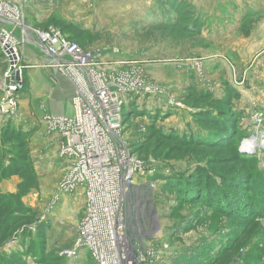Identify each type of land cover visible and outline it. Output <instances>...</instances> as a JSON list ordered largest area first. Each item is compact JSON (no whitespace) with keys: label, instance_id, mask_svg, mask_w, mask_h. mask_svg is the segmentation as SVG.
Segmentation results:
<instances>
[{"label":"rangeland","instance_id":"1","mask_svg":"<svg viewBox=\"0 0 264 264\" xmlns=\"http://www.w3.org/2000/svg\"><path fill=\"white\" fill-rule=\"evenodd\" d=\"M14 2L30 22L44 18L43 26L63 27L85 49L100 53L102 68L126 67L110 72L125 71L110 83L130 89L120 93L126 103L121 137L145 164L134 180L140 185L135 204L146 218L150 206L157 213L159 226L146 240L159 251L156 264H191L184 257L193 252L202 259L195 264H264V212L260 206L252 211L264 180V121L254 118L264 116V60L256 59L264 52V0ZM193 13L191 33L184 28ZM31 78L19 121H9L26 135L29 170H4L12 167L21 141L6 134L8 122H0V196L8 198L6 209L0 201V216L9 211L12 220L22 218L0 234V264H92L87 249L64 253L76 244V227L68 224L76 216L68 217L72 204L60 201L65 166L49 150L44 116L35 112L34 101L46 88L31 86ZM136 96L137 111L129 110ZM155 96H164V104H155ZM206 109L232 115L233 133L200 146L170 137H198L195 116ZM253 138L257 145L248 149Z\"/></svg>","mask_w":264,"mask_h":264},{"label":"built area","instance_id":"2","mask_svg":"<svg viewBox=\"0 0 264 264\" xmlns=\"http://www.w3.org/2000/svg\"><path fill=\"white\" fill-rule=\"evenodd\" d=\"M12 5L0 0V55L5 63L0 78L3 123H16L20 118L26 68L20 53L24 37L17 35L20 30H30L20 9ZM31 30L57 70L75 87L73 114L44 119L47 132L60 136L59 156L66 162L58 194L72 195L78 189L85 192L75 247L64 253L76 256L87 249L94 264H156L159 251L146 246V240L159 226L157 213L151 206L145 208L150 217L146 218L141 215L140 203L135 204L140 185L134 180L145 164L132 157L121 137L126 103L120 93L130 89L112 84L101 66L100 53L82 48L56 28ZM254 118L258 123L264 121L262 115Z\"/></svg>","mask_w":264,"mask_h":264},{"label":"crops","instance_id":"3","mask_svg":"<svg viewBox=\"0 0 264 264\" xmlns=\"http://www.w3.org/2000/svg\"><path fill=\"white\" fill-rule=\"evenodd\" d=\"M9 3L16 4L14 0H6ZM12 5V6H14ZM23 20L26 24V27L30 28V30L26 31V33L21 32L17 35L21 37H24V41L22 45L20 46V53L23 59V65L25 66V78L30 77L31 75L33 78H31V86H43V88H46V92L42 95L37 97L34 101L35 106V112L38 114H42L44 116V119L48 116L53 117H62V116H71L73 114V106L72 101L73 97L75 96V87L72 84V82L57 68L55 67V62L51 59L50 56L39 46V42L37 37L32 33V28H38L37 25L42 23L43 20L38 19L40 21L38 24H34L30 22V19H28L25 15L22 14ZM38 18V17H37ZM35 25V27L33 26ZM105 55L104 53L102 54ZM264 52L259 53L256 56V59L263 58L264 60ZM104 62H108V59H104ZM110 60L109 63H112ZM108 66V67H107ZM126 67L124 66H118V64H106L103 68L104 73L106 71L107 76L112 80L114 83L116 77L118 74L125 73V71L122 72H116L112 75L110 72L113 71H120L124 70ZM5 70V64L0 60V78ZM163 73V72H162ZM110 80V81H111ZM156 100H153L155 104L158 106H161L164 104L166 98L164 96H155L153 97ZM145 99V96L141 97V101ZM26 98L25 94L23 93L21 98V106L25 104ZM29 107V104L27 105ZM44 121V120H43ZM0 122H2L0 120ZM44 127L46 129V125L44 122ZM47 134L46 139L48 141V148L49 150H56L58 155V160L62 162L63 168L66 166V162L60 158L59 156V148L61 143V138L58 135H50L47 130L45 132ZM60 201L64 204L67 202L68 204H72L71 213H68L69 216H76L75 218V224L68 223L72 226L77 227L79 226L85 210V192L82 189H78L76 193L72 195L65 194L62 200ZM81 213V218H78L79 214ZM73 231V229H72Z\"/></svg>","mask_w":264,"mask_h":264},{"label":"trees","instance_id":"4","mask_svg":"<svg viewBox=\"0 0 264 264\" xmlns=\"http://www.w3.org/2000/svg\"><path fill=\"white\" fill-rule=\"evenodd\" d=\"M176 10H179V14L184 13L183 16L187 15L186 10L178 8V6L176 7ZM188 21H187V24H186L184 29L191 32V33L192 32L194 33L196 28L192 27L193 24H188V23H195L196 19L194 18V13L192 16H190V19ZM37 27L40 29H48L49 28V27L43 26L42 23L37 25ZM53 28L58 29L67 39H69L70 41L76 42L81 46V44L79 42H77L74 37H70L67 34L66 30L63 27L53 26ZM81 47L84 48L83 46H81ZM26 86H27V79L25 78V88H26ZM207 98H208V96H207ZM209 98H210V96H209ZM137 105H138V97L135 99V101L129 102V110L133 109L134 111H137V109H136ZM216 112L217 113L214 114L213 111H211V110L209 111L206 109V110L200 111L196 114L197 116H195V118H196L195 123H197L198 130H199L198 131L199 132L198 137H195L192 135L188 136L185 134H176V135L170 136V137L174 138L176 141L185 140L186 143L192 144L195 146L206 145L209 141L216 140L219 138H222V140H223V137L224 138L228 137V135H231L233 133V131L235 130L234 124H233L234 122L230 121L232 115L226 114L225 111H216ZM207 113H209L211 115L214 114V116L208 115ZM207 115H208V117H207ZM210 126L213 128H211ZM5 131H6V134L15 135V137L17 139H19L21 141V143L15 145L16 152L14 153L15 155L11 158L12 167L4 168V170H9L11 172H19L20 170H27V169L29 170L30 169V163H29L30 160H29V156H28L29 154L27 153V149L23 143V142H25L26 135H24V133L22 131L16 130L15 125L12 122H8L7 127L5 128ZM185 177H189V176L184 175L183 179H187ZM181 180H182V178H181ZM253 183H254L253 185L255 187L258 186V184H259L258 179L254 178ZM262 184L263 185L260 187V189H262L263 192L257 193L255 195L256 196V200H255L256 207L253 208L252 211H254V209L258 211V209H259L258 206H260L261 211L264 212V209H262L264 207V180H263ZM190 188H191V186H190ZM190 188L187 190L188 193L193 192V190H191ZM192 188H193V186H192ZM234 200L235 199H233V201ZM0 201H3V203H2L3 209H6L8 207V206H6V204H8V198H6L4 196H0ZM5 214H7V215L4 216V214H3L0 216V226H2V228H0V234H8L9 231H11L13 228L18 227V225L20 223V222H18V220L22 221V218H20V217H18L17 220L16 219L12 220L10 215H9V211ZM11 215H12V213H11ZM184 258L187 259L186 261H190L189 263H191V264H195L196 258L198 260L202 261L200 255H199V252H193L191 255H187ZM92 264H94V263L92 262Z\"/></svg>","mask_w":264,"mask_h":264},{"label":"bare ground","instance_id":"5","mask_svg":"<svg viewBox=\"0 0 264 264\" xmlns=\"http://www.w3.org/2000/svg\"><path fill=\"white\" fill-rule=\"evenodd\" d=\"M255 145H257V144H256V140H255V138H253L250 142L246 143V146H247L248 149L254 147ZM262 145H263V144H262ZM256 147H257V146H256Z\"/></svg>","mask_w":264,"mask_h":264}]
</instances>
